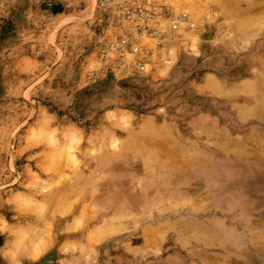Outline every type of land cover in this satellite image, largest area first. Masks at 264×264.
Here are the masks:
<instances>
[{
    "label": "rangeland",
    "instance_id": "1",
    "mask_svg": "<svg viewBox=\"0 0 264 264\" xmlns=\"http://www.w3.org/2000/svg\"><path fill=\"white\" fill-rule=\"evenodd\" d=\"M47 1L0 0V264H264V0Z\"/></svg>",
    "mask_w": 264,
    "mask_h": 264
},
{
    "label": "bare ground",
    "instance_id": "2",
    "mask_svg": "<svg viewBox=\"0 0 264 264\" xmlns=\"http://www.w3.org/2000/svg\"><path fill=\"white\" fill-rule=\"evenodd\" d=\"M144 1V0H143ZM216 2L217 1H220V0H215ZM146 2V1H145ZM148 3V2H147ZM148 4H151L153 5L152 3H148ZM155 6V5H153ZM157 10L158 8L155 7ZM159 11V10H158ZM113 15H114V19H121V21L123 22V20L126 21V23L128 22L127 19H125L120 13L116 12V11H112ZM160 13L158 12V14H155L153 13L152 11H149L146 13V16H145V21H144V26H148V24H145V23H151L150 22V19H156L157 16L159 15ZM153 20V21H154ZM258 27V26H257ZM257 27H255L253 30L251 31H247L249 36L250 37H253L255 36L256 34V30H257ZM129 28V33L128 35H134V34H140L141 36H143L140 31L134 27H130L128 26ZM239 28V33L237 35V37H240L241 41L243 42V38H241V36H243V34L241 33V30L240 28L241 27H238ZM247 34V33H246ZM245 35V34H244ZM145 36V35H144ZM246 37V36H245ZM247 86V85H245ZM248 90V89H247ZM260 98V97H258ZM254 112H253V115L259 119H262L264 118V106H261V105H257L256 107H254ZM210 135H211V138L208 139L207 141L214 145V146H217L219 149L223 150V151H228V152H236V145H232L230 142H228L226 139L224 138H220L219 135H218V132L216 131H209ZM166 134L165 132H163L161 135H163L162 137H158V136H155V133L153 135H150L151 139L153 138V140H149V141H146V145L148 146H143L142 149H146L147 151H151L152 149L151 148H154V151L153 152H149L150 155H148V158L151 159L152 161H156L158 159V161H160L159 159L162 158L160 157V154H159V148L161 147L160 145H171L172 146V149H173V145H184V144H180L179 141L177 142L173 137L169 136V135H164ZM225 134V133H224ZM139 142H141V139L139 140ZM179 143V144H178ZM241 144V143H240ZM151 145H156V147L154 146H151ZM245 145V144H244ZM151 146V147H150ZM174 147H178V146H174ZM180 149H182V152H183V147L181 148V146L179 147ZM171 152H168V153H165L167 155H169ZM239 153V152H238ZM155 156V157H154ZM198 157V153L193 155V156H188L187 157V162L185 164H191V165H195L196 166H199L198 169L195 168L194 172L195 173H198L200 172L202 169H204L205 167H208L210 164H206L205 162H203V160H200L197 158ZM186 158V157H185ZM207 169V168H206ZM199 170V171H197ZM206 195V194H205ZM201 200L200 201H203V200H209L210 198H213V196L209 195L208 194V197H203L200 196ZM215 200V199H214ZM195 203V202H194ZM197 205V203H195V206ZM226 206V205H225ZM230 206V205H229ZM190 209H192V207H189ZM188 207H187V210H190ZM222 210V209H221ZM63 212V211H61ZM226 212V211H225ZM84 215V212L81 213V217H83ZM209 222V221H208ZM180 223H181V228H180V234L182 235L183 238H180V240H182L185 244L189 243V239L190 241H195V242H200V241H203L204 239H206L205 237H200V235H197V234H193L190 238H188V240L186 241L185 239V235H186V230L190 227V224L186 221H184L182 219V221L180 220ZM214 224V223H213ZM199 226V225H198ZM208 226V225H206ZM211 227V226H210ZM220 228V227H219ZM195 229H198V228H195ZM208 229V228H207ZM100 230L99 231V234H103L105 229L101 228V229H98ZM97 230V231H98ZM221 236V235H220ZM221 238V237H220ZM252 238H256L257 239V236L253 235ZM212 240V239H211ZM210 240V241H211ZM217 240V239H216ZM218 242V240H217ZM221 245V244H220Z\"/></svg>",
    "mask_w": 264,
    "mask_h": 264
},
{
    "label": "built area",
    "instance_id": "3",
    "mask_svg": "<svg viewBox=\"0 0 264 264\" xmlns=\"http://www.w3.org/2000/svg\"><path fill=\"white\" fill-rule=\"evenodd\" d=\"M52 3L53 0H51V2L48 0L46 5L52 7ZM96 5L100 8H105L110 15L112 11H116L128 20L126 23L125 20L122 22L121 19L111 18V22L114 25L128 24L130 27L138 29L143 36H146L148 33V26H144L146 13L152 11L153 13L158 14L159 12L155 6L148 4L143 0H97ZM153 20L154 19H150V22ZM180 22L181 18H174L172 20V26L176 27Z\"/></svg>",
    "mask_w": 264,
    "mask_h": 264
},
{
    "label": "crops",
    "instance_id": "4",
    "mask_svg": "<svg viewBox=\"0 0 264 264\" xmlns=\"http://www.w3.org/2000/svg\"><path fill=\"white\" fill-rule=\"evenodd\" d=\"M218 2H220V1H218ZM0 255H2L3 257H5L4 255H5V253L2 251V249H1V254ZM6 258V257H5ZM7 259V258H6Z\"/></svg>",
    "mask_w": 264,
    "mask_h": 264
}]
</instances>
